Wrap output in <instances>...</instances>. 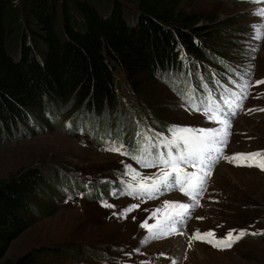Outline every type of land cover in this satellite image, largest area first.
Instances as JSON below:
<instances>
[{"label": "rangeland", "instance_id": "obj_1", "mask_svg": "<svg viewBox=\"0 0 264 264\" xmlns=\"http://www.w3.org/2000/svg\"><path fill=\"white\" fill-rule=\"evenodd\" d=\"M123 2L128 19L136 20L137 5L131 0ZM180 6L201 16L195 25L200 30H214L215 45L231 60L245 66L255 64L253 80L264 79V42L251 38V25L264 22L252 13L264 5L246 0H180ZM256 44L259 50L252 60L250 49ZM19 46L17 41L15 51ZM15 55L19 57L18 52ZM37 56L41 58L42 53ZM189 57L182 48L184 63L191 61ZM114 72L121 102L112 108L98 113L82 103L44 99L42 106L20 108L15 116L10 134L0 144V180L28 165L43 169L45 180L30 196L33 212L29 217L34 222L11 243L1 261L34 252L46 264H172L173 259L177 264H264V236H246L228 250H218L201 241L188 246V237L197 229L214 231L217 237H224L231 229L264 231V171L238 167L226 160L215 165L201 206L181 229L185 235L141 243L147 232L140 225L145 220L155 223L154 209L165 200L191 201L178 191L144 202L119 195L121 181L130 180L124 175L125 165L145 175L158 170L141 168L129 156L104 151L105 141L123 142L132 152L136 134L141 131L166 134L170 125H218L182 107L178 93L188 88L186 77L190 76L186 70L159 69L149 75L140 92L130 85L123 67ZM196 72L200 74L201 70ZM261 92L264 84L251 90L244 101V111L234 118L227 155L264 152V111H247L264 109V96L257 98ZM68 123L71 128L66 127ZM113 192L117 195L113 196ZM104 200L116 208L102 207ZM134 203L140 207L127 219L113 215V211L120 212ZM177 237L182 240L181 251L177 244H167Z\"/></svg>", "mask_w": 264, "mask_h": 264}, {"label": "trees", "instance_id": "obj_2", "mask_svg": "<svg viewBox=\"0 0 264 264\" xmlns=\"http://www.w3.org/2000/svg\"><path fill=\"white\" fill-rule=\"evenodd\" d=\"M131 1L139 9L134 21L123 0H0V144L20 108L40 107L44 99L82 103L98 113L118 105L119 66L139 92L159 69L186 70V85L198 95L206 91L202 84L217 96L235 89L236 73L246 66L219 50L214 30L195 25L199 14L185 11L180 0ZM182 48L192 56L188 63ZM44 180L37 165L0 180V264H46L34 252L1 261L34 222L30 196Z\"/></svg>", "mask_w": 264, "mask_h": 264}, {"label": "snow or ice", "instance_id": "obj_3", "mask_svg": "<svg viewBox=\"0 0 264 264\" xmlns=\"http://www.w3.org/2000/svg\"><path fill=\"white\" fill-rule=\"evenodd\" d=\"M246 2L264 5V0H246ZM252 14L257 16L259 21H264V6L258 7ZM251 27L253 29L251 38L264 42V22H257ZM258 50L259 44L250 49L252 60L255 59L254 54ZM254 69L255 64L249 63L244 74L237 72L240 82L233 81L235 89L225 88L220 96L208 89L207 84L201 85V88L206 90L201 95H198L191 87L178 93L182 100V107L186 111L200 113L206 121L218 126L170 125L166 134L151 132V130L141 131L136 134V147L132 152L123 142L105 141L107 146L104 151L129 156L141 168L158 170L151 175H145L131 165H125L124 175L130 177V180L121 181L123 189L119 195H126L144 202L158 199L166 192L178 191L191 201L189 203L165 200L160 207L154 209L152 217H156L155 223L149 224L145 220L140 225L147 232L141 241L142 244L147 245L154 240L186 234L181 229L193 218L195 210L201 206V199L207 192L213 169L220 160H226L238 167H257L264 171V152L232 155L225 153L230 143L234 118L238 112L244 111V101L252 94L251 90L264 84V79H251L254 76ZM261 96H264V92L259 93L257 98ZM247 111H264V109L251 108ZM66 127L71 128V124H66ZM112 195L116 196L117 193L113 192ZM69 199H71L70 196ZM101 206L106 209L116 208V205L106 200L101 202ZM139 207V203H134L120 212L113 211V215L127 219L128 215ZM196 218L203 219V217ZM246 236H264V231L249 232L247 229H231L224 237H217L214 231L200 232L197 229L188 237V246L191 247L193 241H201L218 250H228ZM142 264H151V262L143 261ZM172 264H177V261L173 259Z\"/></svg>", "mask_w": 264, "mask_h": 264}, {"label": "bare ground", "instance_id": "obj_4", "mask_svg": "<svg viewBox=\"0 0 264 264\" xmlns=\"http://www.w3.org/2000/svg\"><path fill=\"white\" fill-rule=\"evenodd\" d=\"M222 166H225V165H222ZM226 167V166H225ZM174 239V238H173ZM181 238L180 237H177L175 240H171V241H166L167 242V244L171 247V246H173L172 244H174V245H178V247H177V250H183L184 249V247H183V244L181 243Z\"/></svg>", "mask_w": 264, "mask_h": 264}]
</instances>
